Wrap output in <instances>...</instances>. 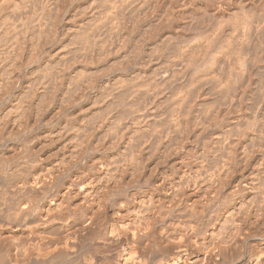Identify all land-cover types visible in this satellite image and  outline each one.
Masks as SVG:
<instances>
[{
  "label": "bare ground",
  "instance_id": "bare-ground-1",
  "mask_svg": "<svg viewBox=\"0 0 264 264\" xmlns=\"http://www.w3.org/2000/svg\"><path fill=\"white\" fill-rule=\"evenodd\" d=\"M32 1L0 0V264H264V0H214L215 12L203 15L218 27L215 36L204 22L197 28L186 20L197 0H173L172 10L135 24L134 35L123 17L133 24L138 1L95 0L96 11L85 14L87 0L53 66L36 63L25 46L29 34L35 50L50 45L57 23L46 17L47 0ZM172 23L194 33L164 42L166 60L151 50L127 69L141 37ZM113 51L125 59H96ZM79 57L77 75L70 65ZM113 67V84L94 99L100 105L81 107L86 123L59 119ZM60 140L70 149L48 168L45 148L56 150ZM96 140H103L97 148ZM185 140L196 145L176 154ZM81 151L91 159L74 160ZM145 155L171 166L132 176L135 185L125 190L110 185L120 172L136 174L126 163L139 167ZM64 175L66 185L54 191Z\"/></svg>",
  "mask_w": 264,
  "mask_h": 264
},
{
  "label": "rangeland",
  "instance_id": "rangeland-1",
  "mask_svg": "<svg viewBox=\"0 0 264 264\" xmlns=\"http://www.w3.org/2000/svg\"><path fill=\"white\" fill-rule=\"evenodd\" d=\"M29 1H31V0H8V2H10L12 5L14 4H17L18 3V5L20 6H24V4L25 5H30L31 3H29ZM35 0H33L32 2H34ZM41 1V0H40ZM55 0H47L46 2L48 3V7L50 8V9H48L45 13L46 14H48L46 17H48V18H51V20H57L56 22L57 23H55L56 24V26H55V29H54V31H53V34H54V36L52 35V38H51V40H50V45H47L46 46V44L44 45L43 43L42 44H39V48H38V50H35V46H33V43L31 42V41H34L33 39L35 38V37H31V36H29V35H31V34H29V35H27V38L28 39H26V41H25V46H26V48L27 49H29L30 50V52L33 50V51H35V57H34V61L36 62V61H40V62H42L43 64H47L48 66H53L54 64H55V60H56V63H57V61L60 59V57L62 56V55H64V52L66 53V50H67V48L66 49H64L63 47H62V45H64V44H62V43H60V41H62V40H64V37H65V35H64V33L65 32H68L69 30H66L67 29V27H68V24H72V22L73 21H75V20H77V18H74V13L76 12V9L78 8V7H80V5H82L84 2H86L87 0H74V1H72V6H70V5H68L67 3H64L63 4V6L62 5H60V7H61V9H60V7H59V9H57L54 5H52V3L54 2ZM95 0H88V3L86 4L87 5V9L85 8L84 10H86V12H83V13H90V12H92V11H96V3L94 2ZM96 1H98V0H96ZM130 1H133V0H130ZM136 1V3H137V1L139 2V4L138 5H136L137 7H134L133 8V11H131V15H132V17H134V14L136 13L135 11L137 10V9H139V10H141L142 9V6H144L145 7V4H147L148 5V3L150 4V5H152L153 7L151 8V10H149L150 8H149V6H147L146 5V7H148V9L147 10H145V9H143V11H139V10H137V12L141 15V16H139V14L138 13H136L137 14V16L139 17V19H138V17L136 16V14H135V21H133V24L131 23L130 24V20H128V14H127V16H125V14H124V21L127 23V24H129V28H130V30L132 31L131 33H132V35H134V34H137L138 32H139V28L141 27V25L144 23V22H149V21H152V20H154V17L156 18L162 11H165V7H167V5H169L170 6V3L171 4H173L174 3V1L173 0H171L172 2H170L169 0H155L157 3H155V1L153 2L152 0H148V2L146 1V0H135ZM149 1H152L151 3L149 2ZM168 1V2H167ZM210 3H208V2ZM12 2H14V3H12ZM42 2H45V0H42ZM45 2V4H47ZM80 4H79V3ZM147 2V3H146ZM62 3V2H61ZM91 3V4H90ZM129 3V2H128ZM133 3V5L135 4V2L133 1L132 2ZM131 3V4H132ZM163 3V4H162ZM169 3V4H168ZM193 4H191V5H189V6H187L186 8V10L187 11H185V14L188 16V18H186V20L187 19H189L188 21L190 22V23H192L191 25H192V27L193 26H198L197 28H201V26L202 25H204L205 26V24L206 25H209L210 26V30L212 31V33H211V31H210V33H211V35L213 36H215L216 35V33H217V31H215V29H216V24H215V26L213 25L214 23H212L213 22V20H211V23H209V21L210 20H208V19H206L207 17H204V15H203V12L205 13V11L204 10H207V12H215V10H216V8H215V6H216V4H217V2L216 1H214V0H197L196 2H192ZM203 3V4H202ZM208 3V4H207ZM130 4V3H129ZM128 4V5H129ZM130 4V5H131ZM142 4H144V5H142ZM156 5V7L154 6V5ZM205 4V5H204ZM13 5V6H14ZM50 5H52L54 8H56V9H54L52 6H50ZM86 5H83L84 7L86 6ZM142 5V6H141ZM164 6L163 7V9L164 10H162V8H160L159 6ZM83 6H81V7H83ZM89 6V7H88ZM93 6V7H92ZM161 6V7H162ZM172 6V5H171ZM170 6V8H171V10H172V8L173 7H171ZM197 6V7H196ZM199 6V7H198ZM67 7V8H66ZM80 7V8H81ZM83 7V8H84ZM139 7V8H138ZM140 7H141V9H140ZM151 7V6H150ZM189 7V8H188ZM203 7V8H202ZM210 7V8H209ZM52 8L54 9V10H52ZM65 8V9H64ZM135 8H137L136 10H135ZM168 8V7H167ZM166 8V9H167ZM170 8H169V10H170ZM205 8H207V9H205ZM209 8V9H208ZM215 8V9H214ZM64 9V10H63ZM69 10V11H67V10ZM182 9V8H181ZM190 9V10H189ZM211 9H213V10H211ZM52 10V11H51ZM60 12H62V13H59V11ZM62 10V11H61ZM78 10H81V9H78ZM54 11V12H53ZM58 11V12H57ZM159 11H161V12H159ZM175 11V10H174ZM179 12V9L177 10L176 9V11L175 12ZM189 11V12H188ZM52 12V14L50 15V13ZM133 12V13H132ZM135 12V13H134ZM144 12V13H143ZM148 12V13H147ZM177 12V13H178ZM187 12V13H186ZM193 12V13H192ZM54 13V14H53ZM82 12H81V14L82 15H84ZM157 13H158V15H157ZM192 13V14H191ZM142 14H145V15H142ZM147 14V15H146ZM151 14H152V16H151ZM176 14V13H175ZM50 15V16H49ZM148 15H150V16H148ZM53 16V17H52ZM145 18H144V17ZM154 16V17H153ZM186 16V17H187ZM191 16V17H190ZM195 18H194V17ZM218 15H216V17H217ZM56 19H55V18ZM125 17H126V19H125ZM198 19H197V18ZM203 17V18H202ZM144 18V19H143ZM194 18V19H193ZM201 18V19H200ZM217 18H219V16L217 17ZM144 21H143V20ZM191 19V20H190ZM197 19V20H196ZM138 20V21H137ZM218 20V19H217ZM143 21V22H142ZM219 21V20H218ZM136 22V23H135ZM205 24H204V23ZM138 23V24H137ZM226 23H228L227 21H226ZM229 23H231V22H229ZM135 24H137V25H139V26H135ZM172 24H173V28H171L172 27ZM171 25H169V24H166V25H164V26H162L161 28H157V30L158 31H151L149 34H146V39H145V37H141V39L138 41V48H139V50H136V51H139V53H137V52H135L134 54H132V56H131V58H130V63L127 65V69H130V67H132V66H135L138 62H139V60L141 61V57L143 56V55H145V52L146 53H149V52H157V54L158 53H160L159 55L161 56L160 57V60L161 61H163V60H166V58L164 57V56H162V52H163V55H165V52L167 51V48H168V46H167V44H164V42L165 43H167L168 42V45L169 44H173V43H175L174 42V40L175 41H178V39L177 38H180V36L182 35V34H187V35H192L193 33H194V30L192 29V27L190 28V30L192 29L193 30V32H192V30L190 31V30H183V31H181L180 29L178 30V26H177V23L175 24V23H172ZM211 24H212V26H211ZM229 24H224V27H226V28H230L229 26H228ZM132 26V27H131ZM133 26H134V28H133ZM228 26V27H227ZM176 27H177V29H176ZM214 27H215V29H214ZM223 27V28H224ZM133 28V29H132ZM175 28V29H174ZM225 29V28H224ZM156 30V29H155ZM168 30H169V33H168ZM216 30H218V27H217V29ZM227 30V29H226ZM134 31V32H133ZM135 31H138V32H135ZM165 32V33H164ZM178 32V33H177ZM182 32V33H181ZM184 32V33H183ZM134 33V34H133ZM168 33V34H167ZM181 33V34H180ZM66 34V33H65ZM179 35V36H178ZM173 36V37H172ZM29 37H31L32 39H31V41L29 40L30 38ZM177 37V38H176ZM132 38V37H131ZM167 38V39H169V40H165V39ZM148 39V40H147ZM165 41H164V40ZM171 39V40H170ZM52 41H54L53 43H52ZM142 41V42H141ZM161 41L163 42V43H161ZM167 41V42H166ZM169 42H172V43H169ZM142 43H143V45H142ZM156 43V44H155ZM177 43V42H176ZM62 44V45H61ZM131 44H133V43H131ZM140 44V45H139ZM153 44H154V46H153ZM161 44H163V46L161 45ZM34 45H36V43H34ZM158 45H160V46H162V47H164L163 49L162 48H160L159 50H156V48H157V46ZM166 45V46H165ZM31 46V47H30ZM34 47V49H33V47ZM140 46V47H139ZM156 46V47H155ZM43 47V48H42ZM46 47V48H45ZM65 47V46H64ZM149 47V48H148ZM153 47H155V49L153 50L152 48ZM137 48V49H138ZM151 48V49H150ZM147 49H148V51H147ZM165 49H166V51H165ZM44 50V51H43ZM46 50V51H45ZM146 50V51H145ZM152 50V51H151ZM156 50V51H155ZM144 51V52H143ZM115 51H113V52H109V54H110V56H109V54H105L104 56H103V58L104 57H106V58H102V56H99V57H96V59L99 61H102V62H105L106 64H108L109 65V63L111 62V64H112V62L114 61V60H121L122 58H124L123 57V55H121V54H118V55H113V53H114ZM34 53V52H33ZM112 53V54H111ZM137 53V54H136ZM61 54V55H60ZM115 54V53H114ZM108 55V56H107ZM112 55V56H111ZM47 56V57H46ZM55 56V57H54ZM138 58H137V57ZM141 56V57H140ZM158 56V55H157ZM51 57V58H50ZM133 57V58H132ZM41 58V59H40ZM58 58V59H57ZM137 58V59H136ZM96 59H95V61H96ZM113 59V60H112ZM125 59V58H124ZM134 59V60H133ZM53 60H54V62H53ZM61 60V59H60ZM59 60V61H60ZM85 60L84 58H76V60L75 61H73V63L75 62L76 64H74V66H73V64L72 65H70L71 66V72H73V71H75L74 72V74L75 73H77V72H79V70H80V63L81 62H83V61ZM138 60V61H137ZM153 60H156L154 63H157V62H159L156 58H153ZM44 61V62H43ZM49 63H48V62ZM58 61V62H59ZM62 61H63V59H62ZM66 61V60H65ZM67 61H68V59H67ZM234 60H232V64L233 65H235L234 67L235 68H237V64L235 63V62H233ZM38 62H36V63H38ZM46 62V63H45ZM52 63V64H51ZM62 67V66H61ZM75 68V69H73V68ZM79 68V69H78ZM116 68L117 67H113V69L111 68V70L109 71V73H107V74H102V75H99V77H98V79H96V81H94V83L93 84H91L89 87H87V90L85 91V93H84V91H83V95H82V93H81V95H79V96H81V97H78L77 99L78 100H76V102L78 103L77 105H75V107H74V105H73V107L71 106V107H69L67 110L65 109V110H63L62 112L60 111L59 112V119H69V117L70 118H72V120H74L75 119V121H76V123L77 124H79V125H81V124H84V123H86V122H84V121H86V118H85V116L81 113V107H83V111H88V109L90 108V109H92L93 108V103L95 102V98L97 97V99L98 98H102V96H101V90L104 88L105 90H106V88L107 87H109L110 85H112L113 83L112 82H114L113 81V79L115 78V74H117L118 73V71L116 70ZM73 69V70H72ZM78 70V71H77ZM77 75H78V73H77ZM110 78H109V77ZM102 77V78H101ZM107 77V78H106ZM101 79V80H100ZM112 81V82H111ZM102 82V83H101ZM109 83V84H108ZM111 83V84H110ZM93 85V86H92ZM90 88H92V89H90ZM100 88V89H99ZM102 88V89H101ZM103 89V90H104ZM188 89V88H187ZM92 90V91H91ZM102 90V91H103ZM181 90V89H180ZM178 90L177 91V93H180V92H183V90L185 91V89H183V90ZM187 91V90H186ZM185 91V92H186ZM97 93V94H96ZM184 93V92H183ZM84 94H85V96H84ZM90 98V99H89ZM95 99V100H94ZM81 101V102H80ZM86 102V103H85ZM88 102H89V104H88ZM80 103V104H79ZM97 102H95V104L94 105H97L98 103H99V105H100V102L98 101V103L96 104ZM82 104V105H81ZM92 106V107H91ZM73 108H74V110H73ZM72 110V111H71ZM73 112V113H72ZM77 112H78V114H77ZM62 113V114H61ZM86 113V112H85ZM69 114V115H68ZM62 115V116H61ZM73 115V116H72ZM79 115V116H78ZM66 117V118H65ZM75 117V118H74ZM48 118L50 119V117L48 116ZM83 118V119H82ZM82 119V120H81ZM78 120V121H77ZM82 122H81V121ZM187 140V139H186ZM184 141V143L183 144H181L178 148H177V150H176V154H184L185 152V150H187V147L188 146H194V144L196 143V142H192L191 140L189 141ZM103 140H101V141H98V140H96V141H94V143H93V145H94V147L95 148H97L96 147V145H99V144H97V143H100L101 144V142H102ZM64 142V143H63ZM67 142V140H60V142H59V144H58V146H57V148H56V150L54 149V151H52L51 152V149H50V146H47L46 148H45V153H44V155H43V158L45 159V165L48 167V165H49V167L52 165H54L55 164V161L56 162H59V161H61L62 160V158H63V156H64V154H66L67 152H68V150L70 149L69 147V145H68V142ZM192 142V143H191ZM70 144V143H69ZM96 144V145H95ZM192 144V145H191ZM47 145H48V143H47ZM68 145V146H67ZM183 145H186V146H183ZM196 145V144H195ZM32 146V145H31ZM64 148H63V147ZM21 148V147H20ZM57 149H58V151H57ZM21 150H23V147L21 148ZM56 151H57V154H55L56 153ZM55 152V153H54ZM82 152V154L81 153H79V155L77 154V156L78 157H76L74 160H78V161H81V160H84V161H88V160H90L91 159V157H92V152L91 151H88V152H85L84 154H83V151H81ZM90 153H91V155H90ZM175 154V155H176ZM46 155V156H45ZM53 155V156H52ZM82 155H84V156H82ZM175 155H173V158L174 157H176ZM50 156V157H49ZM62 156V157H61ZM21 157V159L23 158L22 156H20ZM50 159H49V158ZM52 157V158H51ZM57 157V158H56ZM80 157V158H79ZM90 157V158H89ZM145 157H148V156H144V158ZM74 158V157H73ZM172 158V159H173ZM190 158H191V155H190ZM51 159H53V160H51ZM86 159H88V160H86ZM23 160V159H22ZM50 160V161H49ZM146 161V162H145ZM162 161V160H161ZM159 162L158 161V159H157V157L155 156V157H153L152 155H151V157L149 156L148 158H145V159H143V161L142 162H140L141 164H140V166H141V168H140V166L139 167H137L138 165H137V163L135 162L134 163V161L132 160V162H131V159L129 160L128 159V161H127V165L126 166H128V167H130L132 164H134L135 165V167L134 166H131L132 168L131 169H134V171H135V168H136V174H134V175H132L131 174V170L129 169V171L127 172H120V174H117V175H120V176H124V177H120V176H116V177H118L120 180V182H122L121 184L119 183L118 184V178L116 179V178H114V179H112L109 183H111L110 185H112V183H114V181H116L114 184L116 185H120L122 188H124V190L127 188H130V187H134V185H135V182L133 181L134 180V178H136V177H132V176H136V175H138V177L139 178H143L144 176L143 175H146L147 176V178L150 176L149 174H152L153 172V174L155 175H159V174H161V173H164L165 172V170H167V169H169L170 168V161H167V163L165 162V161H162V162ZM143 163H145V164H143ZM143 164V165H142ZM137 165V166H136ZM48 167V168H49ZM134 167V168H133ZM153 168V169H152ZM140 172H142V173H140ZM151 172V173H150ZM156 172V173H155ZM123 173V174H122ZM125 173H127V174H125ZM142 174V175H141ZM152 174V175H153ZM66 175H64V176H62V179H63V177L65 178V180L63 179V182H62V179H59L56 183H55V185L53 186V190L55 191V188L56 189H58V187L60 186V185H63L64 186V184H65V181H66V177H65ZM130 176H131V178H130ZM61 178V177H60ZM130 179V180H129ZM133 179V180H132ZM148 181L150 180V179H147ZM113 181V182H112ZM133 183H132V182ZM151 181V180H150ZM123 182H124V184H123ZM132 184H130V183ZM123 184V185H122ZM134 184V185H133ZM66 185V184H65ZM56 186V187H55ZM126 188H125V187ZM122 188H121V191L123 192V190H122ZM119 190V191H118ZM118 190H115L114 192H112V194H111V196L109 197V198H111V199H109V200H107V202H111V200H113L115 197H117L120 193H122L121 191H120V189H118ZM107 211H108V213H107V216L110 218V217H112L111 216V211H110V208H109V204L107 205ZM245 246H247V248L249 249V250H251L252 252H258V250L257 249H259V248H257V245H255V242H253V241H249L248 243H246L245 244ZM240 249V248H239ZM257 250V251H256Z\"/></svg>",
  "mask_w": 264,
  "mask_h": 264
}]
</instances>
